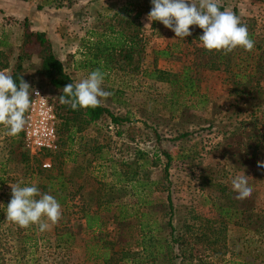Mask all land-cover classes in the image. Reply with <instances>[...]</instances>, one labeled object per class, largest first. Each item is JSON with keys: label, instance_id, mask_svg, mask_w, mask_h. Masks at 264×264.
<instances>
[{"label": "rangeland", "instance_id": "1", "mask_svg": "<svg viewBox=\"0 0 264 264\" xmlns=\"http://www.w3.org/2000/svg\"><path fill=\"white\" fill-rule=\"evenodd\" d=\"M141 1L53 0L51 5H44L39 10L37 5L43 0H0V39L6 41V51L13 50L16 54L24 31L45 32L55 56L74 82L78 83L93 71L91 67L81 66L90 57L86 54L90 32L104 29L105 22H109L120 7L127 3L138 5ZM193 2L198 3V0ZM220 3L224 8L235 9L241 20L252 21L257 40L262 38L264 2L220 0ZM147 14L140 17L146 52L139 71L135 74L121 70L104 72L102 87L113 95L102 99V104L113 114L126 119L122 124L115 125L106 116L74 135L73 143L67 149L69 154L63 159L62 172L68 180L69 191H78L73 199L61 205L62 219L50 230L40 232L35 225L20 228L6 220V207L11 199L10 185L35 183L41 193L51 194L55 198L60 193L57 185L47 188L44 185L48 184L46 176L56 164L52 157V167L47 170L41 165L43 157L17 159L11 151L15 141L21 140L22 136H8L5 126L0 125V264H100L92 254L94 234L85 228L83 217L86 203L95 209L93 195L88 191L114 181L108 176V163L94 159L98 156L111 160L119 170L126 169L120 162L135 161L139 152H145L150 160L159 156V169L140 170L138 175L140 180L151 182L161 176L166 162L160 150L170 151L174 159L168 168V180L175 209L172 218L175 227L179 228L184 221L194 224L188 213L192 210L203 218L219 219L216 206L225 205L226 200L217 187L210 185L209 178L213 183L232 189V177L245 174L253 188L248 199L254 198L257 210L264 212V168L257 166V161H264V146L250 162L237 165L233 153L244 157L246 152L243 147L234 149L240 137L232 135L241 120H249L252 116L258 129L264 133V81L262 104L249 108L231 93L232 82L228 73L201 68L197 76L200 78V92L205 94L206 101L201 108L192 107L189 100L174 92L172 84L146 78L143 74L155 65L166 70L169 79H176L184 66L196 60L197 45L188 41L189 36L183 40L177 38L159 21L155 26H152L153 22L145 26ZM163 49L170 53L167 57L155 54V51ZM32 60L36 62L35 57ZM31 72L32 69H28L26 75L29 76ZM33 87L41 89L48 98L54 94L52 87L44 81H35ZM183 133L188 136L180 139L178 136ZM22 149L25 150L23 139ZM178 151L185 156L181 160L175 159ZM39 170L41 173H38ZM68 174H72L71 177ZM84 184L87 186L83 189ZM155 188V185L151 186V192L147 188H139L141 195L138 192L132 195V190L127 187L121 192L120 199L132 204L139 196H145L150 204L148 207H138V211L149 214L145 217L147 220H157L163 216V202H166L167 195L166 192H157ZM113 213L101 212L105 225L99 236L117 243L122 240V230L112 221L110 215ZM226 229L227 257L231 254L244 264H264V242L257 240L256 234L232 224H228ZM64 232H69L71 237H65V244L59 246L58 235ZM89 240H92L91 243H88ZM191 246L196 255L220 264L211 250L194 244Z\"/></svg>", "mask_w": 264, "mask_h": 264}, {"label": "trees", "instance_id": "2", "mask_svg": "<svg viewBox=\"0 0 264 264\" xmlns=\"http://www.w3.org/2000/svg\"><path fill=\"white\" fill-rule=\"evenodd\" d=\"M52 1L43 0V3L37 5V9H42L44 5H51ZM259 1L264 2V0ZM151 7V0H142L138 5L127 3L111 16L109 22H105L104 29L91 31L90 40L86 43V54L90 57L81 63V66L91 67L93 70L99 68L102 72L121 70L128 74L137 73L146 52L141 36L140 17L149 13ZM221 10H224L223 6ZM233 12L236 14L235 9ZM241 22L248 26L250 37L255 41L253 50L244 51L242 48H237L228 55L215 50L209 52L201 46L199 41L203 30L198 26H190L192 35L189 36L188 41H193L197 45L195 48L196 60L190 65L184 66L181 74L174 80L169 79L166 70L157 68L155 65L152 70L144 72V77L169 82L174 86L176 94L178 93L185 100H189L192 107L201 108L206 101V96L200 92V78L197 76L199 69L224 71L229 74V79L232 82L231 93L237 100L249 108L259 107L262 104L261 88L262 81H264V34L258 41L254 23L250 20H241ZM155 23L156 21L152 23V26H155ZM199 44L200 46H198ZM7 46L6 41L0 39V71L11 74L17 86L22 76L32 86L35 81L39 80L44 81L53 89L54 94L49 100L58 119L56 129L59 148L49 154L56 164L51 168L50 174L46 176L48 186L44 185L45 188L57 185L59 187L57 191L60 194L56 199L61 205H64L69 199H73L78 191L74 189L69 191L68 180L62 172L63 164H65L63 159L69 154L67 149L73 143L74 135L106 116L115 125L122 124L126 118L113 114L103 104L95 109L73 111L70 106L60 103L59 96L63 94V87L69 83L75 84V82L66 72L62 62L55 56L45 32L24 31L16 54L13 50L6 51ZM155 54L167 57L170 53L163 49L155 51ZM34 57L36 58L35 63L32 60ZM28 69H32L29 76L26 75ZM252 117L246 121L241 120L236 130L232 131V135L240 137L238 145L232 148L243 147L246 152L244 157L236 156L237 153H233L237 165H245L246 162H250L257 151L264 146V133L258 129V124ZM120 133L118 132V134ZM18 135L22 136V132ZM187 136L188 134L183 133L178 137L181 139ZM11 152L17 159L29 160L32 157L22 149V138L15 141ZM160 154L166 159V162L161 169V176L151 182L146 179L140 180L138 175L140 170L159 169L161 165L159 156L155 160H150L145 152H139L135 161L120 162L121 165H125V170L116 169L111 160L105 157L94 158L108 163V176L112 177L114 181L100 184L99 188H95L94 191H88L93 195L95 209H92L93 205L88 203L83 209L85 228L94 234V238H92L94 243L91 245L93 258L99 260L100 264H214L212 260L207 261L205 257L196 255L191 246L194 244L200 248L211 250V254L217 257L220 264H244L241 259L234 258L231 254L227 257L226 227L228 224H232L247 228L256 234L257 240L264 242V212L257 210L254 198L251 200L247 198L249 201L246 199L241 201L236 198L237 194L232 189L226 188L224 184L213 183L209 178L210 185L217 187L226 200L225 205L216 206L219 219L203 218L194 214L192 210L188 213H190L194 224L184 221L179 228L175 227L172 224L175 209L168 180V168L174 158L171 152L165 149H161ZM46 155L45 153L43 157ZM184 157L179 151L176 152L175 159L181 160ZM38 173H41V170ZM71 175L68 174L70 177ZM71 181L73 184V180ZM154 185L157 192H166L167 195L166 202H163L165 211L162 212L163 216L157 220H147L145 217L149 214L138 211V207H148L147 205L150 204L145 200V196H139L132 204L120 199L121 192L125 191L127 187L132 190V195H135L139 188H147L149 192L153 191L151 186ZM86 186L87 184H84L82 188L84 189ZM80 188L81 186L78 189ZM82 195L84 197L85 194ZM138 195H141L140 192ZM132 207H135L133 208L135 210ZM113 208L115 209L113 210ZM102 211L105 213L114 212L110 215L113 218L112 221L122 230V240L119 242L104 240L99 236L105 225L101 216ZM58 237V245L61 246L67 240L65 237L69 238L71 234L64 232ZM92 240H89L88 243H91Z\"/></svg>", "mask_w": 264, "mask_h": 264}, {"label": "clouds", "instance_id": "3", "mask_svg": "<svg viewBox=\"0 0 264 264\" xmlns=\"http://www.w3.org/2000/svg\"><path fill=\"white\" fill-rule=\"evenodd\" d=\"M151 5L144 18L147 21L145 26L159 21L181 40L192 35L190 26H198L203 30L199 36L201 46L209 52L215 50L228 55L237 48L251 51L255 46L248 26L232 10H221L220 0H198V3L193 0H151ZM104 79L105 73L97 68L80 82L65 85L59 96L60 103L70 106L73 111L100 107L102 99L113 95L102 87ZM33 94L40 96L39 91L22 76L17 86L11 74L0 71V125L5 126L8 136H17L29 124L26 113L31 109ZM257 166L264 168V161H257ZM21 183L10 185L11 199L6 207V220L20 228L35 225L40 232L50 230L62 219L61 204L53 195L41 193L35 183L25 186ZM231 187L241 201L253 192L245 174L232 177Z\"/></svg>", "mask_w": 264, "mask_h": 264}, {"label": "built area", "instance_id": "4", "mask_svg": "<svg viewBox=\"0 0 264 264\" xmlns=\"http://www.w3.org/2000/svg\"><path fill=\"white\" fill-rule=\"evenodd\" d=\"M40 96L32 95V105L26 117L29 124L22 131L23 147L32 157H43L41 165L44 169L52 167L49 155L58 150L57 118L52 104L46 94L36 88Z\"/></svg>", "mask_w": 264, "mask_h": 264}]
</instances>
